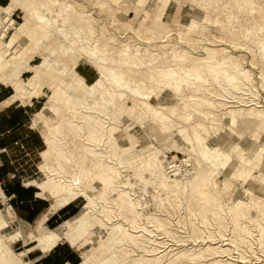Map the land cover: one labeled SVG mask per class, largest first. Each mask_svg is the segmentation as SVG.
<instances>
[{
  "label": "rangeland",
  "instance_id": "1",
  "mask_svg": "<svg viewBox=\"0 0 264 264\" xmlns=\"http://www.w3.org/2000/svg\"><path fill=\"white\" fill-rule=\"evenodd\" d=\"M8 1L10 2V0ZM31 1L36 6L41 2V0ZM58 1L60 4L55 6L54 9L52 8L50 14L47 15L48 20L50 18L56 19L58 20L60 28L61 26L68 27L69 25L67 24V26L62 25V21L59 18L66 17V15L60 16L61 10L64 9L63 5L70 4V16H72V18L74 17L72 22L77 24L76 22L78 21L80 22L81 27H84L86 38L90 39V44H88V46H92L93 43V38L90 34H93V37H95L94 40L98 37L99 43L104 41L107 42L106 48L108 50L105 53L106 57L108 55L113 56L117 54V52L113 51H116L118 47H127V45H130L131 48H135L139 47V43L141 44L140 48L143 52L144 47H147L146 44H144V41H140V38L134 31H129L130 27H127L126 31L124 28H126L125 25H131L133 29L143 32L145 29L143 26L145 25L148 28L147 32L143 35L145 38L156 35L154 39L151 38L148 40L151 41L149 42V48L154 50L152 52L158 53L159 55H167L168 59L170 58L169 56L173 54L175 59L185 62L186 65L200 68L206 60L215 63L218 60L222 61L221 58H223L225 64L220 67V69L212 68L209 63L208 65H204L205 71L202 72L200 76H197L200 74L198 70L191 72V77H189L190 73H183L182 75L184 76V79L191 80L189 82V84H191L189 88H196V84H200L205 86V88H208L210 93L213 92V95H216V93L219 94L217 98L225 100L226 97L224 98V92L225 96L232 97L231 94L227 93L230 88L228 80L220 77V74L223 73V69H225V72H228L232 77L231 80L238 84L240 88L237 94H235V101H239L240 103H236L235 105H244L246 104L244 102H247L248 104L250 103L249 101L253 100L252 103H256L259 107L241 106L242 109H245L246 111H255L259 116L264 113V0ZM101 2L104 4H101ZM3 7H0V17L4 16V13H2ZM19 8L20 6L17 5L15 8L17 12L14 17H12V12L15 9H12L11 16L3 26L0 27V32H3L4 27H6V30H4L5 32H3V38L0 37L3 43V46L0 47V53H4V51H6V53L9 52L5 44L15 33L19 24L28 16ZM78 11H83L84 14L91 15L94 19L92 21L94 27L93 33H91L90 22L87 19L81 20L79 17L77 18L74 16ZM152 16L157 20L164 19L165 27L154 26L155 22H153ZM95 20L97 21V25L95 24ZM44 40L45 43L56 42L55 46L57 47L61 43L64 45L65 42L67 45L64 50V53L66 54L65 58L71 56L72 49L68 47L70 42L63 40L58 32H56V36L51 38L45 36ZM79 47L83 48L84 46ZM17 49L16 54H10V56L14 58L18 57L26 48L17 45ZM31 51L34 52L35 50ZM40 53L41 54L35 53L36 55H34L33 60L30 62L33 67L35 66V70L38 69V66L43 61V57L46 56V54L48 55V53L44 54L45 51L43 53L42 50ZM186 55L188 57H184ZM25 56H27V54H25ZM194 58H198L196 64L192 62ZM13 61L14 60H10V63ZM74 61L75 66H77V64L80 65L77 67L79 73L89 74L92 72L95 74L97 78L93 82H87L89 85L94 84L99 78V60L94 59L92 61L87 60L83 56H79L76 57ZM70 63H72V61ZM233 64L237 66L240 73H243V78H239L240 76H237L232 72L233 70L231 67ZM169 65H171L173 71L181 74V67H178L175 64H166L165 66ZM66 69L69 70V65ZM35 70L24 73L21 77L22 81L27 82L31 76L34 78L33 75L35 74ZM141 70L144 71L143 68H141ZM207 78L208 81H206ZM0 82L4 83L3 81ZM2 83H0V88H6V90L9 91V95L11 93L13 94L12 98H22L19 93L15 92L13 87L11 88L10 86L5 85L6 83ZM58 84L60 85V88L64 90L67 97L72 94L73 90L68 86V79L66 77H62ZM177 84L179 88H184V81L178 82ZM27 86L28 84L26 85V89L28 90L27 95L23 100H28L30 97H33V95L36 96L32 98V108L34 113L41 111L46 102L49 101L52 90L46 86H42L39 89L34 83L32 84L31 89H28ZM96 87L98 90L106 94L105 88ZM190 90L184 89L181 93H176L175 96L177 97L180 94L187 95L190 93ZM149 92L147 96L138 97L140 101L147 102V105H149V103L152 104L148 99L153 98ZM196 94H199V92H196ZM209 97L215 96L209 95ZM209 97L206 98L208 103L213 99H210ZM132 98L133 96L129 95V97H127V94H125L123 100L126 112H131V114H126L125 119L122 121L115 120L112 122L89 113L90 110L84 107L82 108L81 104L76 106V109L79 112L74 114L73 111L69 112L65 107V105L70 106L69 103L64 102L63 105L61 102L60 107L62 108V114L64 115L62 116V118H64L63 120L61 119V122L63 123L62 126L65 131V139L62 134L55 135L57 131L56 128L52 130L55 132L54 135L58 139L59 144L60 142L62 144H60V146L64 149L63 155L60 154L58 148L53 150L48 148L45 136L51 135V137H53L54 135L51 134L48 128L43 126V123L40 122L38 118V123L35 125V116H33L31 125L34 127V132H36L41 138V146L34 149L32 146L18 143L16 149H7V158L14 168V171L8 174L7 179H16L26 187H30L28 185H35L31 187L39 192V196L45 197L50 204H53V201L56 198L51 196L50 189L60 191L61 187L54 183L64 181V176L66 178L69 177L71 182H79V186L82 189H87L88 185H97L98 189H101L103 184L100 182L99 177H87V170L93 168L86 157L78 158L80 155V147L74 143V140L80 143H87L90 148L101 152L103 160L114 168V170L108 168L107 171H104V173L110 175V180L111 182L113 180L112 183L114 186L111 189L112 193L109 194L106 192V195H113L117 199L115 202L124 199L125 196L130 197L131 201L137 204L136 206L142 214L141 218L144 223L151 228L154 224L160 225L158 228H155V233L157 232L158 237L165 242V248L168 255L166 259L174 258L179 251L188 248V252L191 253L190 256L192 257V261H189L188 264H228V262L231 264L230 259H227L228 253L231 254L230 257L236 258L237 261H244L243 263L238 262L239 264H263L264 239L260 236V227L264 226V198H260L261 202H258L261 204L260 209L255 207L253 210H248V212L251 211L258 218L257 220H251L247 214L235 216V210H233V208L230 209V207L227 206V200L229 199L227 189H223L218 184L211 187L214 192L218 194V198L214 194L213 196H209L208 199H202L203 196L201 189H191L190 194L186 196L177 189V192L174 194L177 199H174V197H166L165 193L158 192L157 189L154 188V185L149 182L148 174L145 173V177H147L146 179H140L139 177L132 176V172L125 171L123 163H129L132 160L133 164L131 163V165L134 166V164L139 162L140 158L149 152L158 154V158L162 161L165 171L170 178H177V180L182 182L185 181V177H190L196 170L197 165L195 164V159L203 162L206 167H208L207 164H209L207 161L201 160L197 153H193L196 156L195 159L188 155L187 153L189 151L186 152L181 147V140L178 136L170 134L171 137L176 136V138H178L177 140H174L173 137L171 138L167 135L169 133V128L167 125L164 126L162 124L165 123L168 116L166 110L157 106L152 108L160 112V115L162 114L161 116H158L160 118L163 117L165 119L163 121L150 117L149 115L142 117L145 112L134 105ZM15 101L19 102V100ZM214 102H218V100H215ZM84 104L86 105V103ZM220 108L222 109L221 111L218 112V110H220L218 107L217 110H215L216 112H214L217 115V119H220L222 112L227 113L230 110V108L223 110V106ZM100 109H105V107ZM139 114H141L140 118H138ZM172 119L174 122L181 124L180 126L189 127V122H187L189 119L184 121L182 118L180 120L173 116ZM204 122L207 126L211 124L205 120ZM225 124H227V121H225ZM258 125L259 123L249 125L242 124L236 128L237 132H235V135L227 134L235 143L234 145H231V147H235L237 153L243 152L236 144L243 142V139L239 138V134L242 133L245 136L253 134L256 132V126ZM220 127L221 129L218 130L216 134L210 129L209 138L214 139L213 137H216L217 134L222 133L227 128L226 125H220ZM247 127L250 129L248 130ZM258 127L261 126L259 125ZM124 132L132 133L135 137L129 136V134H125ZM41 135H43V137H41ZM90 137H93L94 140L88 143L85 139H89ZM234 137L237 139H233ZM263 138L264 132L261 131V133H259V140H256L255 143L252 142V147L255 148L254 155H257L258 153L259 156H263L259 161L261 166H263L264 163V154L261 152L264 148V143L261 141ZM63 142H66L67 145H63ZM121 143L123 145H121ZM71 144H73V146H71ZM240 145L246 146L243 145V143ZM61 158L63 160H61ZM57 161H61L63 167L62 171L59 169L61 171L60 174H55V171H53L56 166H54V164ZM76 164H78V167L81 166L84 168L86 172L83 173ZM171 165L178 166L179 173L177 175H173V167H171ZM245 167H249V165L245 163L243 167L240 168L241 173L246 171ZM76 169L78 173H75ZM115 170L117 172H115ZM241 176L233 177L238 180V183L236 182L234 184L235 187L239 186ZM48 177L54 178V180L49 181ZM181 177H183V179ZM94 179L95 183L92 184L91 182H93ZM224 179L225 175L222 174L217 178V181H223ZM169 181L168 183L170 185L173 184L172 180ZM246 184L247 183L244 182V185ZM98 189L95 191L94 187L91 189L88 188L87 192L94 197H97ZM0 192V197L3 202L1 209L7 208L6 213H4L5 217H7L6 219L3 220V217L0 214V220L3 222L0 227V264H26L29 258V250L38 244L44 251L43 246L35 241V236L31 234L32 229L34 228V223H31L32 225L27 239L12 236L11 233L20 228L22 222L16 216L15 209L10 204V199L3 194L2 190ZM214 192H211L210 194ZM236 192L232 193L236 195L237 200H240V198L248 200L249 197H251V200L253 201L257 200L254 199L257 198V194L253 195L252 193V195H250V192L245 190L242 191V194L240 195ZM219 195L222 197L221 199H219ZM245 196L248 198H245ZM204 201H207L209 206H218L219 204H222V210L219 209L213 212L209 207H205L207 205H204ZM109 202V205L114 212L119 210V205L111 203V201ZM84 203L85 199L82 196L76 198L70 205L72 210L61 217V220H59L58 223L62 224L57 227L59 228L64 223H66L67 226L73 225L75 223L74 221H77L78 213ZM99 206V204L96 205V210H99ZM97 215L99 217V214L94 212L91 216ZM232 216H234V218ZM45 227L52 230L57 228L56 226V228H53L51 224H45ZM96 231L100 233V236L95 233L92 240L90 238L81 239L80 242L73 245L76 247H73L72 250H74L77 256L81 255V257H78L77 264H80L84 260V256H89L91 258V255L95 254L94 257L101 259L108 253V249L104 248L107 232L101 231L100 225H98ZM168 232H171L174 238L170 236V233ZM203 238L206 239L203 240ZM165 239H167V242ZM177 239L179 240L176 241ZM193 239H197L196 243H194ZM242 240L246 242H243ZM259 240L261 241V245L258 243ZM61 242L66 245L69 243H66L65 239H62ZM224 243L227 244L224 245ZM166 244L168 245L166 246ZM32 250L38 251L37 249ZM221 250L226 252L221 254ZM119 251L121 253H124L125 251L129 253L130 257L128 258L129 262L127 264H132V262L138 264V262H141L140 256L150 258L145 255L147 252L141 254L139 248L134 251L129 250L130 252H128L127 249L122 247ZM222 255L225 256L222 257ZM121 260L125 261L123 254Z\"/></svg>",
  "mask_w": 264,
  "mask_h": 264
},
{
  "label": "bare ground",
  "instance_id": "2",
  "mask_svg": "<svg viewBox=\"0 0 264 264\" xmlns=\"http://www.w3.org/2000/svg\"><path fill=\"white\" fill-rule=\"evenodd\" d=\"M94 1L96 2V0ZM59 4L60 3L58 0H41L37 6L31 0H10L9 4L6 7H3L2 13H4V16L0 17V27H2L3 24L9 19L12 12L11 10H14L17 5L22 8L26 7L24 9L27 11L28 16L22 23H20L15 33L5 44L9 52L6 53V51H4V53H0V81H3L4 83L13 87L15 92L19 93L22 98H26L28 91L26 89L27 84L28 89H31L32 84L34 83L39 89L42 86H46L52 90L49 101L46 102L44 107L37 113L36 116L39 121L43 123V126L49 129L51 134L54 135L55 132H53L52 129L56 128L57 131L55 135L62 134L64 139L65 131L63 130V123L61 122V119L63 120L64 118H62V116L64 115L62 114V108L60 107L61 102L63 105L64 102L70 104V106L65 105L69 112L73 111L74 114H77L79 111H77L76 106L81 104L82 108L84 107L90 110L89 113L95 114L98 117H102L103 119H107L111 122L115 120L122 121L125 119L126 114H131V112H126L123 105L125 94H127V97H129V95L133 96L132 101L134 105L145 112L142 117L149 115L150 117H154L155 119H160L163 121L165 119L163 117H159L162 114L160 115V112H158L156 109H152L155 106L163 108L166 110L168 116L165 120V123H161L164 126L167 125L169 128V133L167 135L169 137H171L170 134L178 136L181 140V147L184 149V151H189L187 154L192 156L194 159L196 156L193 153H197L201 160L207 161L209 163L207 164L208 167H206L203 162L195 159V164L197 165L196 170L190 177H185V181L182 182L177 180V178H170L165 171L162 161L158 158V154L149 152L140 158L139 162L134 164V166L131 165V163L133 164L132 160L129 163H123L125 171L132 172V176L139 177L140 179H146L147 177H145V173L148 174L150 178H148L149 182L154 185V188L157 189L158 192L165 193L166 197H174V199H177L176 196H174V194L177 192V189L185 196L190 194L191 189H201L203 196L202 199H208L209 196H213L214 194L218 198V194L214 192L213 188H211L213 185L218 184L223 189H227V194L229 195L227 206L230 207V209L233 208V210H235V216L247 214L251 220H257L258 218L256 215L251 211L248 212V210H253L255 207L258 209L261 208V204L258 202H261L260 198H264V163L263 166L259 164V161L263 156H259L257 152V155H254L255 148L252 147V142L255 143L256 140H259V133H261V131L264 132V113L259 116L255 111H246L245 109H242L241 106L259 107V105H256V103H252L253 100L249 101L250 103L248 104L247 102H244L246 103L244 105H235L236 103H240L239 101H235V94H237L240 88L238 84L231 80L232 77L228 72H225V69H223V73L220 74V77L228 80L230 88L228 89L227 93L232 95V97H227L225 96L224 92V98L226 97L225 100L217 98L219 94L216 93V95H213V92L210 93L208 88H205V86L200 84H196V88H189L191 85L189 82L191 80L184 79V76L182 75L183 73L187 72V74L190 73L189 77H191V72L198 70L200 74L197 76H200L201 73L205 71L204 65H208L209 63L211 64L210 66L212 68L220 69V67L224 66L225 64L223 62V58H221L222 61L218 60L215 63H211L210 61L206 60V62H203V66L200 68H194L193 66L186 65L185 62L175 59L173 54H171L169 56L170 58L168 59L167 55H159L158 53L152 52L154 50L149 48V42L151 41L148 40L151 38L154 39L156 35L145 38L143 35L148 30L145 25H142L145 28L143 32L133 29L131 25H125L126 28H124L126 31L127 27H130V30H128L134 31L140 38L139 40L144 41V44H146L147 47H144L143 52L140 48L141 44L139 43V47L135 48H131L130 45H127V47H118L116 51L112 50L113 52H117V54L113 56L108 55L106 57L105 53L108 50L106 48L107 42L103 40L104 42L99 43L98 37L96 40H94L95 37H93V34H90L93 38V43L92 46H88V44H90V39L86 38L84 27H81L80 22L78 21L76 22L77 24L72 22L74 17L72 18V16H70V4L63 5L64 9L61 10L60 16L66 15V17L59 18L62 21L61 24H67L69 25L68 27L61 26L60 28L58 20L53 18L48 20L47 15L50 14L52 8L54 9V7ZM101 4L104 3L101 2ZM74 16L77 18L79 17L81 20L87 19L90 22V28L92 30L91 33H93L94 27L92 21L94 19L91 17V15H86L83 13V11H78ZM152 18L153 22H155L154 26L165 27L164 19L157 20L154 18V16H152ZM95 24L97 25V21ZM4 30H6V27H4L3 32H5ZM3 32H0L1 38H3ZM56 32L59 33L63 40L70 42L68 47L72 49V53L68 58H65L66 54L64 53L66 48L65 46H67L65 42L64 45L61 43L58 47L55 46L56 42H44L45 36L49 38L54 37L56 36ZM22 35H25L24 39ZM20 42H24L23 46H27L28 48H26V50L29 49L32 54L26 57V51H24L21 53V57L18 56L14 58L10 56V54H16L18 50L17 45H21ZM2 44V40L0 39V47L3 46ZM79 46L84 47L82 48ZM31 50H35L34 52L38 54H41L40 51L42 50L43 53L45 51L44 54L48 53V55L46 54V56L43 57V61L38 66V69L35 70V74L33 75L35 79L31 77L26 82L22 81L21 77L23 72L30 69L29 63L31 60H33L32 58L34 54V52ZM79 56H83L87 60H99V78L94 84H87L76 72L74 59ZM184 57L188 56L186 55ZM10 60L14 61L10 63ZM71 61L72 63H70ZM192 62L196 64L198 62V58H194ZM166 64H175L176 66L181 67V74L173 71L171 65L165 66ZM68 65L69 70L66 69ZM141 68H143L144 71L141 70ZM231 69L233 70L232 72L234 74L240 76L239 78H243V73L239 72L235 64L232 65ZM62 77H66L68 79V86L73 90L69 97H67L64 90H62L58 84L60 83V79ZM183 81L185 84L184 88H179L177 83ZM206 81H208V78ZM96 86L105 88L106 94L98 90ZM184 89H191L190 93L187 95L180 94L177 97L175 96L176 93H181L184 91ZM77 92L78 94L80 93V96L77 94ZM148 92L151 93V97H153L148 99L152 103H149V105H147V102L140 101L138 99L139 96H147ZM196 92H199V94H196ZM209 95L215 97H209ZM208 97L210 99L213 98L210 103L206 101V98ZM213 100H218V102H214ZM84 103H86V105ZM220 105L223 106V110L226 108H230V110L227 113L222 112L220 119H217V115L214 112H216L215 110H217L218 107L220 109L218 112L222 110ZM104 107L105 109H100ZM140 115L141 114H139L138 118L141 117ZM172 116H178L184 121H186L188 118L189 121L187 122H189V127L187 128L185 126H180L181 124L174 122ZM204 120L211 124L207 126ZM225 121H227V124H225ZM257 123H259L261 127H258L259 125L256 126L257 128L255 133L247 136L242 133H238L239 138L243 139V142L239 143H243V145L246 146H241L239 143H236L237 146L243 151L242 153H237L236 148L231 147V145H234L235 143L228 135H235V132H237L236 128L242 124L249 125ZM220 125H226L227 128L222 133L217 134L216 137H213L214 139L209 138L210 129L216 134L218 130L221 129ZM247 129L249 130L250 128L247 127ZM124 133L135 137L132 133ZM55 135L53 137H51V135L45 136V141L49 149L53 150L58 148L60 154L63 155L64 149L60 146L61 142L59 144V141ZM176 136H172L174 140L178 139ZM233 139L237 138L234 137ZM85 140L90 143L94 139L93 137H90L89 139ZM261 141L264 143V138ZM74 143L80 147V155L78 158L86 157L93 168L87 170V177H99V180L103 186L101 189H98L97 185H88L87 189H82L79 186V182H71L70 178H66L65 176L64 181H58V183H54L61 188L60 191L50 189L51 196L56 197L53 209L64 205L69 202V200H74L79 196H82L85 199V203L78 213L77 221L74 219L75 223L71 226H67V224L64 223L58 229L52 230L46 228L42 223L43 221L41 220V222H39L37 226L32 229L31 234L35 236V241L43 246L44 251H50L61 239H65L72 245L80 242L81 239L90 238L92 240V237L95 235V233L100 236V233L96 231L98 225H100L101 231L107 232V237L105 240L106 244L104 248L108 249V253L101 259L94 257L95 254L91 255V258L89 256H84V260L80 264H127L129 262L128 258L130 255L126 251L121 253L119 250H121L122 247L127 249L128 252L134 251L137 248L141 250V254L147 252L145 255L147 257L149 256L150 258H144L143 256H140L141 262H138V264H188L189 261H192V257L190 256L191 253L188 252V248L179 251V253L174 258L166 259L168 255L165 248V242L161 240L160 237H158L157 232L155 233V228H158L160 225L154 224L152 225L154 228H151L146 223H144L141 218L142 214L139 211V208L136 206L137 204L131 201L130 197L125 196L124 199L115 202L117 199L113 195L107 196L106 192L111 194V189L114 186L112 183L113 180L112 182L110 180V175L104 173V171H107L108 168H112L114 170V168L110 166V164L106 163L105 160H103L101 152L90 148L87 143H80L76 140H74ZM63 145H67V143L63 142ZM121 145L123 144L121 143ZM71 146H73V144H71ZM261 152L264 154V148L261 150ZM61 160L63 159L61 158ZM245 163L248 164L249 167H245L246 171L241 173L240 168L243 167ZM76 165L78 167V164ZM54 166V173L60 174L63 168L61 161H57ZM171 167H173V175H177L179 173L178 166L171 165ZM78 168L83 173L86 172L81 166ZM115 172L117 171L115 170ZM75 173H78L77 169ZM222 174L225 175V179L218 182L217 178ZM237 176L241 177L239 180V186L235 187L234 184L238 180L233 177ZM183 177L181 178L183 179ZM228 178H231L232 180ZM48 180H54V178L48 177ZM169 180H172L173 184L170 185L168 183ZM244 182L247 184L244 185ZM91 183L94 184L95 179ZM92 187H94L95 191L98 189L97 197H94L92 194L87 192L88 188L91 189ZM244 190L249 191L250 195H252V193L253 195L257 194V198H254L257 200L253 201L251 200V197L248 198L247 196H245V198H248V200L241 198L240 200H237L236 195L232 193L238 191L236 193L240 195ZM211 192L214 193L210 194ZM221 198L222 197L219 195V199ZM109 201L119 205V210L114 212L112 207L109 205ZM207 203V201H204V205H207L205 207H209V209L213 212L219 209L222 210V204H219L218 206H209ZM98 204L100 205L99 210H96V205ZM94 212H97L99 217L98 215L91 216L94 214ZM232 217L234 218V216ZM2 224L3 222L0 220V227ZM21 224V227L14 230L11 234L15 237L27 239L30 233V227L26 223L22 222ZM260 228V236L264 239V226ZM168 233H170V236L174 238L171 232ZM205 239L206 238H203V240ZM165 240L167 242V239ZM178 240L179 239L176 241ZM196 240L197 239H193L194 243H196ZM242 241L246 242L244 240ZM258 243L261 245L260 240ZM226 244L227 243H224V245ZM167 245L168 244H166V246ZM225 252L226 251L223 250L220 251L221 254ZM122 254L125 261L121 260ZM223 256L225 255H222V257ZM230 256L231 254L228 253L227 259H230L231 264H239L238 262H244L237 261L236 258H232ZM132 264L134 263L132 262Z\"/></svg>",
  "mask_w": 264,
  "mask_h": 264
},
{
  "label": "crops",
  "instance_id": "3",
  "mask_svg": "<svg viewBox=\"0 0 264 264\" xmlns=\"http://www.w3.org/2000/svg\"><path fill=\"white\" fill-rule=\"evenodd\" d=\"M8 3V0H0V7L7 6ZM19 9L23 13L28 14L24 8L20 7ZM16 12L15 9L12 12V17L16 15ZM24 37L25 35L23 36V39ZM20 44V46H23L24 42H20ZM24 47L28 48L27 46ZM24 51H27V56L32 54L29 49H25ZM34 55L36 54L34 53L33 57ZM78 66L80 65L77 64V66H75V70L86 83L93 82L97 78L92 72L89 74L79 73L77 71ZM29 67L30 69L23 72V74L35 70V66L33 67L31 63H29ZM12 96L13 94L11 93L9 95V91H7L6 88H0V191L2 190L3 194L10 199V204L14 207L18 219L21 222L28 224L30 229L32 225L31 223H34L35 227L41 222V220L43 221L42 223L44 226L45 224H51L54 228L55 226L57 227L62 224L58 223V221L61 220L62 216L72 210L70 205L75 199L53 209L55 200L53 201V204H50L45 197L39 196V192L31 187L35 185H28L30 187H26L16 179H7L8 174L12 173L14 168L7 158L8 155L6 154V150L16 149L18 143H24L27 146H32L34 149H37L42 143L40 136L34 132V127L31 125L33 116H35L34 124L37 125L38 123L36 116L38 112L34 113L32 108V98L36 96L33 95V97H30L28 100H23L24 98H20L21 100L19 98H12ZM15 100H19V102H16ZM176 118L181 120L178 116ZM187 120L188 118L186 121ZM41 137H43V135H41ZM2 205L3 202L0 197V214H2V219L4 220L7 218L4 215L7 208L1 209ZM56 223L58 224L55 225ZM61 241L62 239L59 240L54 248L48 252H44L38 244L35 245V247L31 248L28 252L29 258L26 264H77L78 257H81V255L77 256L74 250H72L73 247L76 246L71 245L66 240L65 242L68 243V245ZM32 249H37L38 251Z\"/></svg>",
  "mask_w": 264,
  "mask_h": 264
}]
</instances>
